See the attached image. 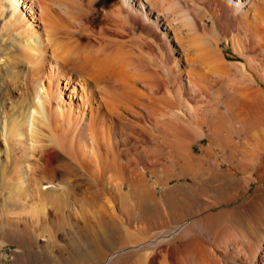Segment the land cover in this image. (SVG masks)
<instances>
[{
  "label": "bare ground",
  "instance_id": "obj_1",
  "mask_svg": "<svg viewBox=\"0 0 264 264\" xmlns=\"http://www.w3.org/2000/svg\"><path fill=\"white\" fill-rule=\"evenodd\" d=\"M4 1L13 8L14 16L20 0ZM48 1L53 16L63 27L74 31L71 33L82 32L83 28L86 33H92V38L85 33L86 36L76 38L72 46H65L62 36V39L54 38V52L64 60L65 74L85 84L88 92L85 107L88 108L72 126L64 124L63 120L53 123L45 108L47 96L38 91L43 89L45 50L40 38H31L27 47L37 55L36 60H32L35 73L28 82L33 89L31 105L9 121L0 119V128L4 140L11 143L15 137L23 136L24 128L29 131L30 149H39L42 161L33 172L38 176L37 180L33 178L36 192L33 196L37 198L36 207L45 206L37 208L29 217L21 215L19 210L24 204L21 205L18 193L25 190V183L7 181L11 207L6 205L18 216H9L4 223L19 236L21 232L35 229L32 224H37V230L41 218L52 214V221L65 233V227L70 224L72 227V218L78 215L76 206L84 208L88 202L92 212L100 216H97L101 219L98 221L100 231L91 236L84 227L76 225L78 236L72 237L66 248H89L93 254L90 264H264V91L253 85L235 86L224 112L216 111L210 120L199 113L200 102L209 93L212 82L223 78L234 82L236 64L226 62L220 48L222 39L232 41L242 57L247 50L264 49V0H213L219 13L216 14L217 10L211 5L214 11L209 14L215 18L211 20L210 33H207L209 19H201V14L198 18L190 6H198L195 0L191 1L193 3L187 0H98L97 7L93 4L95 0H89L88 8L78 5L82 9V12L78 10L79 15L74 13L77 5L72 4V8L68 0ZM96 13L100 16L95 25ZM222 18L238 20L237 24L234 22L245 42L236 35L228 40L222 30L224 27H220ZM154 29L161 31L175 54L171 63L162 55L164 75L151 72L133 56L136 48L143 52L149 39L157 37ZM32 32L35 33L34 29ZM131 32L130 40L118 39L130 36ZM7 53V48L0 47V54L5 55H2L5 60L0 58L5 62L4 74L10 79L19 70L17 63L14 66L6 63L10 59ZM1 107L3 111L7 108L2 99L0 110ZM239 111L242 114H237ZM227 116L239 120L245 116V122L227 131L217 125V122L222 125L221 120ZM196 118H199L196 121L199 141L208 140L207 148H203L207 156L214 155L212 147L223 141L230 151L238 150L242 140L251 150L250 156L217 163V173L224 183L215 190L213 199L203 204L194 185L197 184L196 169L207 160L205 155L195 156L190 148L192 138L179 149L169 147V152L166 151L174 141L172 138L182 136L185 124ZM39 125L50 130V144L39 145ZM60 130L64 132L58 134ZM141 142L146 144L141 145L143 148L139 147ZM151 142L153 147L149 146ZM123 158L128 160L129 167L119 165L117 161ZM10 166L13 170L19 169L16 164ZM113 170L122 178L114 184L108 177ZM2 173L0 168L1 176ZM20 175L25 177V171ZM154 177L155 186L158 180L165 185L177 183L164 191L165 205L157 200V187L151 186L150 179ZM254 183L257 186L251 192ZM240 199L239 204L224 207ZM222 206L221 211H212ZM203 208L208 212L205 215H201ZM187 215L198 217L180 223L188 219ZM19 222L25 224L22 230ZM27 222L31 223V229ZM134 256L137 258L131 260Z\"/></svg>",
  "mask_w": 264,
  "mask_h": 264
},
{
  "label": "rangeland",
  "instance_id": "obj_2",
  "mask_svg": "<svg viewBox=\"0 0 264 264\" xmlns=\"http://www.w3.org/2000/svg\"><path fill=\"white\" fill-rule=\"evenodd\" d=\"M68 1H70L71 7H72V4L77 5L75 9H77L78 5L80 4L81 5L84 4L83 6H81L83 8L84 7L88 8V5H89V0H84V1L78 0L77 2L76 0H73L76 3L73 1L72 3L71 0H68ZM185 1L186 0H183V2ZM187 1H190V3H193L191 2L192 0H187ZM214 1L213 0H209V1L208 0H195L194 3H197L198 6L193 5V4L190 5L192 6L191 8L194 14L196 12L197 17L200 16L201 14L202 15V17L200 16L201 19L203 17H206L209 19L210 24H209V29L207 30V33L211 32V28L213 25L212 23L213 21L211 22V20L215 18L213 15L210 17V15L213 13V11L216 8V2L214 3ZM47 2L49 1L48 0H43V1L42 0L41 1L40 0H20L18 2L19 4L18 9L16 10L17 12L13 16L12 14L13 8L8 6L7 1L0 0V40H1L0 47L7 48L8 53L6 54V56L9 55V58L11 60L10 59L7 60L6 63L7 64L10 63L9 65L11 66L12 64L14 66L17 63L18 65L17 69L19 70L17 72L18 75L17 73H15L13 74V76H11V78L9 77L10 79L6 78L4 74V70H3V67L5 65L4 64L5 62L3 60L5 59L2 55L4 54H0V58L1 57L3 58V60L0 59V85H1L0 86V99L4 101L7 107L4 109V111H3V108L1 107V110H0L1 121H9L13 119L14 117L18 116L17 114H20L21 112L23 113L24 110H26V106L27 108H29V106L31 105L30 99L33 97V89L29 85V83H30V78L35 73V64H34L35 62L34 61L36 60L37 55H35L33 50H30V48L27 47V43L28 41L31 42V38L34 39L35 37H38L42 40L43 48L45 50V61H46V63L43 66L44 67L43 68V74H44L43 75V89H46V90L43 91V89H40V90L38 89V91L40 93H44L47 96V104L45 105V108H46L47 113H49V115L53 118V123L55 122L58 124V121L63 120V122H65L64 124H68V126H70L71 124L72 126V122L78 117H80L84 113V111L87 110L88 108V106L85 107V102H86L88 92L85 89L84 82H81L79 79H76L75 77H73V75L69 76L65 74V70L63 67L64 60L61 57H57L55 55L57 52H54V49H55L56 37L61 38L62 36L63 38L62 41L66 43L65 46H72L74 45L76 38L86 36L85 34H88L89 32L86 33L85 32L86 29L83 28V30L80 29L82 32L79 31V33H76V34L71 33L74 31H72V29H66L65 27H63V25H61L60 23V20H58L56 16H53V13L51 11L52 7H50L51 3L49 2L50 3L49 4ZM98 2H99L98 0L93 1V4L95 5V7L99 5ZM226 2L229 3V1H226ZM44 3L46 4V6L49 4L47 6L48 8H46ZM76 5H73V6H76ZM211 7L214 10H211ZM79 8L77 10H74V13L76 14L81 13L82 9H79ZM78 10L81 12H79ZM209 12H211V14H209ZM216 12H215L216 14L219 13L218 10ZM95 16L96 17L93 20L96 25L97 20L99 19L100 13H96ZM222 19H223L222 25L221 26L219 25V26L221 27V29L222 27H224L222 30H224L225 33H227L229 37L228 40H231L232 35L233 36L236 35L237 38L241 37L240 40L242 42H245V38L244 36H242L243 35L242 31H240V29L238 28V25H236L238 20L235 18H233L231 21L226 18H222ZM234 21L236 22V24ZM55 25L57 26L55 27ZM51 26H53L52 27L53 30H51ZM227 26L231 28H228ZM32 29H34L35 33L32 32ZM62 31H63V34L61 33ZM67 32H70V33H67ZM154 33L157 34V37L155 38L152 36V38L149 39L150 42L148 45L146 44L144 48L145 50L143 52L139 48H136L134 50V52L136 53L133 56L137 62L144 65L151 72L157 71L159 74L164 75V71L162 69V64H161L163 63V60H161L162 55L164 54L167 59L169 58L167 62L170 61L171 63L174 60L175 54L171 52L170 45L167 44V42L163 39L161 31H159L158 29H154ZM218 33H220V31ZM56 34H58L59 36H56ZM132 34L133 33L131 32L130 36H124L123 39L122 37L118 36L119 37L118 39L128 41L131 39ZM88 35H90L91 37L92 35L91 31H90V34ZM52 40L54 42H52ZM33 42L35 44V41ZM220 48L222 50L223 55H225L226 62L229 64H233V65L236 64V67H235L236 70L234 69L233 74L235 73L234 74L235 76L234 78L232 77L234 79V82L230 81L231 84H229L230 82H228L226 78H223V80L221 81L219 80L215 83L212 82L211 84L212 87L209 90V93H207L204 96L203 101L200 100L201 102L199 105L200 106L199 113L207 117L209 120L212 119L215 113H217L216 111H219V112L225 111L227 107V103L229 102L230 98L235 93V90H234L235 86L238 87L239 85H247V86L253 85L255 87H261L262 90L264 91V52H263L264 49L263 50L255 49L254 51H251V52L249 51L250 53L247 50L245 52L246 57L245 56L242 57L240 56V54L237 53L238 52L236 49L237 47L235 48V45H233L232 41L226 42L225 39H222L220 43ZM234 48L236 49V51ZM136 50L140 51L141 54ZM16 56L17 57L20 56L19 60L15 59ZM28 60L29 62H27ZM249 77L252 78V81L250 80ZM237 114H242V112L239 111ZM245 116L241 120L237 118H233L232 116H227L223 118V120H221L222 125H220L218 122H217V125L223 126L227 131H231L235 125L243 124L245 122L244 120ZM197 120H199V118L194 119L191 123L185 124V130H184L183 135L180 137L177 136L178 140L177 138H172L174 141L170 145L167 146L166 151L169 152V147L177 150L179 149L180 145H182L183 143L187 142L190 138H192V143L190 144V148L191 150L193 149V153L195 154V156L198 157V156L205 155L207 160L203 161V165L196 169L197 184L194 185L195 193L202 198L200 204H203V203L208 202L209 200H212L213 196L216 194L215 190L221 184L224 183V181L220 178V176L217 173V166H216L217 163L224 162L231 158L238 159V158L250 156L251 150L249 146L247 145L246 141L244 140H242L239 143L240 144L239 149L236 151H230L226 145V142L223 141L219 145L212 147L214 148V151H215L214 155L207 156L205 152L203 151V148H207L208 140H204L202 142L199 141L198 139L199 137L197 133V130H198L197 128L198 124L196 122ZM38 127L40 129V134L38 137L39 142H40L39 145L50 144L51 139H52L50 130L46 126L44 128L43 125H39ZM62 130H60L58 134H62V132H64ZM44 131H46V133L49 135H47ZM23 133H24L23 136L15 137L13 139V142L11 143V142L4 140L3 129L0 128V168L3 171L2 173L3 175L2 176L0 175V220L2 219L1 220L2 223L0 221V224L4 225V226H0V230H2L0 231V264H90L93 254L89 252L91 251L89 248L88 249L82 248V250H80L81 247H78V248L75 247L74 250H71V249L68 250L66 248V245L69 243V240L72 239V237L77 238L78 236V234L76 233V231L78 230L76 225L84 227L91 236L92 235L95 236L94 234H97V232L100 231V228H99L100 224L98 223V221L101 220L99 218L100 216L97 215L99 216L97 217L92 212L93 209L91 208V205L88 202L87 204L84 205L85 209L80 206H76L77 209L75 211L76 212L78 211V215L72 218V222H71L73 224L72 227H71V224L65 227L66 228L65 233L63 230H59V226L52 221V218H53L51 217L52 214L51 215L47 214V216L48 215L50 216V217L48 216L49 218L47 216H46L47 218L45 219L43 218L44 220L48 219L47 221H44L41 218V221H42L40 222L41 226L40 224H38V227H37L38 229L40 228V231L38 232H37L38 229L36 230V226H35L37 224L35 225L32 224L33 228L35 229L31 231L28 230V231L29 232L34 231L36 234L33 233V235H30L29 232L25 231L26 230L25 229L24 231L26 233L25 232L22 233L20 231L21 234L17 236L18 234H16L15 231H12L11 228L8 227L9 225L4 223L6 222V219L9 216H11L10 218L18 216V213L13 214L11 213L12 211L10 212V210L12 209L9 208L11 206L8 203L9 190L6 187L7 185H5L7 181L12 184L14 183L21 184V182L23 184L25 183L24 184L25 190H23L25 191V193H23V191L18 193V197H20V200H22L21 205L24 204L21 206V210H19L21 215L23 216L31 215L35 211H38L39 208H44L45 206V205H39L36 207L37 198L33 196L35 192V187H34L35 185H34L33 178L36 177L35 180H37V177H38L37 174H34L33 172L36 170L38 165L42 163V161L39 158L40 151L39 149H37L38 151L30 149V146H31L30 143L32 142L31 140H29L30 139L29 131L26 132L24 128ZM235 140L238 141L239 139H235ZM139 144H140L139 147H142L141 145L143 146L146 145L145 143L143 144V142ZM152 145L153 144L151 142L149 146H152ZM6 156L8 160H6ZM127 161L128 160L123 158L117 162L122 167L123 165L129 167V163H127ZM163 161L168 162V159H163ZM112 163H115V162H112ZM11 164L12 165L16 164V166L19 168L18 171H16L15 169L14 170L11 169V166H10ZM22 171H25V174H26L25 177L23 175H20ZM118 175L119 174L114 170L110 171V173L108 174V177L112 178L113 184L121 181L122 178H120V176L118 177ZM18 177L20 178V180ZM163 178H165V176H163ZM161 179H162V175H161ZM156 180L157 179L155 177L150 179L151 186L152 188L157 187V191H158L157 200L160 199L162 201L161 203L165 205V199H163L164 191L169 190V188L176 186L177 183L173 181L172 183L165 185L159 182L158 180V184L155 186L154 181ZM225 185L227 186L228 183H226ZM256 186H257L256 183L252 184L250 188L251 192H253ZM2 192H4L3 193L4 195L2 194ZM241 200L242 199H240L236 203H232L224 207L235 206L239 204ZM6 204L9 207H7ZM49 209L51 210V208ZM222 209H223V206L217 207L213 209L212 211L219 212ZM46 210L48 211V208ZM202 210L203 211H201V215H205L206 213H208L204 211V208ZM43 216L44 215L42 214L41 217ZM187 216H188V219L180 223H185V222L188 223L192 221L193 218L198 217V216H194L192 218L189 215ZM27 223H29V225L27 224V226H29L31 229L32 228L31 223L30 222H27ZM22 224L23 222L18 223L20 228L17 225L20 230H22L23 226L25 225L23 224L22 226ZM187 226H192V225H187ZM7 228H9L10 231ZM134 258L136 259L137 257L134 256L131 260H134Z\"/></svg>",
  "mask_w": 264,
  "mask_h": 264
}]
</instances>
